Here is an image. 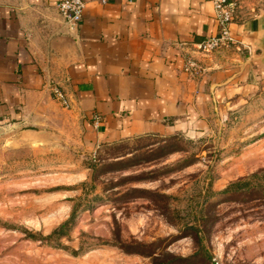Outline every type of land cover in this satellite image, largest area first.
<instances>
[{"label":"rangeland","instance_id":"obj_1","mask_svg":"<svg viewBox=\"0 0 264 264\" xmlns=\"http://www.w3.org/2000/svg\"><path fill=\"white\" fill-rule=\"evenodd\" d=\"M59 107L41 132L0 126V264H151L118 248V236L165 238L167 250L189 255L192 237L175 236L188 198L209 180L220 190L264 168V78L220 98L195 138L148 135L89 149L80 122ZM73 206L67 236L27 234L48 235ZM215 213L204 241L213 264H264V198L223 202Z\"/></svg>","mask_w":264,"mask_h":264},{"label":"crops","instance_id":"obj_2","mask_svg":"<svg viewBox=\"0 0 264 264\" xmlns=\"http://www.w3.org/2000/svg\"><path fill=\"white\" fill-rule=\"evenodd\" d=\"M61 0H0V126L41 132L61 108L80 122L89 149L141 136L195 138L220 98L264 78V0H241L231 25L239 44L197 52V79L183 71L193 44L217 33L210 0H85L77 30ZM69 100L63 107L50 90Z\"/></svg>","mask_w":264,"mask_h":264},{"label":"trees","instance_id":"obj_3","mask_svg":"<svg viewBox=\"0 0 264 264\" xmlns=\"http://www.w3.org/2000/svg\"><path fill=\"white\" fill-rule=\"evenodd\" d=\"M192 158L194 159V155L186 157L182 162H189ZM91 168L95 171L97 167L92 164ZM137 190L155 195L158 194L145 189ZM257 198H264V168L248 176L238 177L220 190H214L211 180H209L206 186H202L195 194L191 195L187 201L186 212L179 222L178 233L175 235L192 237L195 250L189 255L183 256L167 250L166 245H161L162 241L166 240L165 238L145 243L138 240L122 241L118 236L116 245L126 253L149 257L151 264H213V255L204 241L205 230L217 218L215 213L216 206L227 201H247ZM74 213L75 206L72 207L70 217L57 225L48 235L37 236L35 233L26 232L30 237L36 239L39 237L57 240L63 236H67ZM72 254L76 255V251H72Z\"/></svg>","mask_w":264,"mask_h":264},{"label":"built area","instance_id":"obj_4","mask_svg":"<svg viewBox=\"0 0 264 264\" xmlns=\"http://www.w3.org/2000/svg\"><path fill=\"white\" fill-rule=\"evenodd\" d=\"M107 0H100L104 4ZM213 8V16L217 23V33L206 36L201 41L194 43V49L184 55L183 71L191 79H197L204 73V67L196 57L197 52H211L218 49L235 47L240 45L234 36L231 25L240 13L241 0H210ZM85 0H61L57 7L68 29L75 31L83 19ZM54 99L63 107L69 106L66 93L57 85H50Z\"/></svg>","mask_w":264,"mask_h":264}]
</instances>
